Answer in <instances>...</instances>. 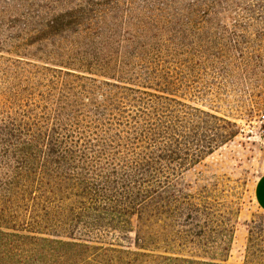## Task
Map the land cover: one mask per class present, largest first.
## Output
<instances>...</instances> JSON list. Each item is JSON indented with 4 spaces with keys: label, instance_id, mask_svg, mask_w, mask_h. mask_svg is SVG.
I'll use <instances>...</instances> for the list:
<instances>
[{
    "label": "trees",
    "instance_id": "16d2710c",
    "mask_svg": "<svg viewBox=\"0 0 264 264\" xmlns=\"http://www.w3.org/2000/svg\"><path fill=\"white\" fill-rule=\"evenodd\" d=\"M10 2L0 0V264H223L182 254L219 245L207 207L174 184L207 147L203 125L222 119L173 98L197 91L214 54L171 49L170 31L211 22L187 15L152 31L155 17L136 27L91 1ZM134 221L136 251L107 243ZM245 263L264 264V236Z\"/></svg>",
    "mask_w": 264,
    "mask_h": 264
},
{
    "label": "rangeland",
    "instance_id": "374dc122",
    "mask_svg": "<svg viewBox=\"0 0 264 264\" xmlns=\"http://www.w3.org/2000/svg\"><path fill=\"white\" fill-rule=\"evenodd\" d=\"M21 1L44 5L57 0H11L16 6ZM61 1L86 11L92 8L88 2H95L99 11L135 26L133 18L155 17L161 22L150 28L152 31H164L166 20L187 15L203 17L215 27V31H170L171 49L181 44L186 53L203 47L214 54L205 60L213 71L207 70L210 77L202 75L197 91L174 93L173 98L222 119L203 125L200 133L207 137V147L200 148L195 161L174 180L178 191L198 197L212 214L209 229L219 246L206 252L193 248L182 254L226 260L223 264H246L250 239L264 236V212L253 194L255 183L264 174V0H119L113 13L111 1L105 4L108 0ZM127 29L129 26H120L118 31ZM136 226L134 221L126 235L107 243L136 251ZM162 229L158 224V232L163 233ZM227 239L228 251L223 246Z\"/></svg>",
    "mask_w": 264,
    "mask_h": 264
},
{
    "label": "crops",
    "instance_id": "0c3cea01",
    "mask_svg": "<svg viewBox=\"0 0 264 264\" xmlns=\"http://www.w3.org/2000/svg\"><path fill=\"white\" fill-rule=\"evenodd\" d=\"M253 194L257 205L264 212V174L255 183Z\"/></svg>",
    "mask_w": 264,
    "mask_h": 264
},
{
    "label": "built area",
    "instance_id": "2783aa9c",
    "mask_svg": "<svg viewBox=\"0 0 264 264\" xmlns=\"http://www.w3.org/2000/svg\"><path fill=\"white\" fill-rule=\"evenodd\" d=\"M262 122L264 123V116H262ZM262 135H263V137H264V130H263V132H262Z\"/></svg>",
    "mask_w": 264,
    "mask_h": 264
}]
</instances>
